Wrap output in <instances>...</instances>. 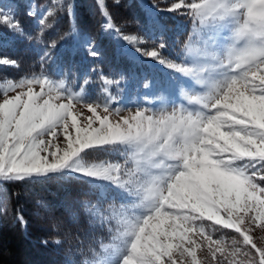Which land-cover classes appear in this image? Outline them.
Here are the masks:
<instances>
[{
    "label": "snow or ice",
    "instance_id": "snow-or-ice-1",
    "mask_svg": "<svg viewBox=\"0 0 264 264\" xmlns=\"http://www.w3.org/2000/svg\"><path fill=\"white\" fill-rule=\"evenodd\" d=\"M97 5L102 29L120 38L105 0ZM61 7L62 0H52L33 37L13 5L0 4V29L43 43ZM67 10L74 16V5ZM161 12L188 17L193 28L179 62L164 57L163 40L136 49L174 74L158 110L121 115L112 106L118 101L112 86L120 80L102 68L92 70L101 85L96 97L86 91L88 79L79 85L54 79L44 67L49 51L39 57V73L0 81V181L74 180L100 190L97 204L86 209L108 238L90 246L81 264H264V243L254 235L264 233V0L152 4L153 31L162 32ZM27 15L37 16L34 5ZM81 39L87 55L99 59L95 39ZM0 66L19 65L0 57ZM95 153L119 154L123 162L91 161ZM17 220L26 225L22 215Z\"/></svg>",
    "mask_w": 264,
    "mask_h": 264
},
{
    "label": "trees",
    "instance_id": "trees-1",
    "mask_svg": "<svg viewBox=\"0 0 264 264\" xmlns=\"http://www.w3.org/2000/svg\"><path fill=\"white\" fill-rule=\"evenodd\" d=\"M11 1L24 31L37 36L39 28L35 18L27 15L29 4L40 6L48 0ZM147 2L154 4L152 0ZM105 3L122 36L135 34L152 47L163 40L167 44L164 50L167 53L174 49L172 45L185 38V32L172 28L180 21L175 22L176 19L167 12L157 14L163 26L162 32L160 29L153 31L154 24L147 22L145 9L139 0H119V3L105 0ZM68 4L74 5V16L68 14ZM103 19L97 0H63L61 9L56 11L55 19L51 21L52 27L45 30L41 37L43 43L14 36L8 43L0 44V56L15 59L19 65L0 66V81L39 73V57L44 51L51 50L49 45L53 40L57 41L56 48L61 50L58 64H75V70H80V82L85 79L90 84L99 81L98 73L92 71L94 68H102L106 75L117 80L130 71L132 61L124 54L115 53L116 43L111 31L101 32ZM73 28L76 29L77 40H74ZM65 33L69 35L61 40ZM84 34L95 39L97 50L101 53L99 59L85 52L79 39ZM139 61L136 58L134 63L139 64ZM44 67L47 71V61ZM107 154L95 153L89 159H106ZM100 198L98 189H90L74 180L42 183L0 181V264H68L72 259L80 262L88 248L97 246L107 235L106 230L97 227L86 209V204L97 203ZM17 215L23 216L26 225L17 220ZM44 240L48 243H42ZM56 240L60 243H53Z\"/></svg>",
    "mask_w": 264,
    "mask_h": 264
},
{
    "label": "rangeland",
    "instance_id": "rangeland-1",
    "mask_svg": "<svg viewBox=\"0 0 264 264\" xmlns=\"http://www.w3.org/2000/svg\"><path fill=\"white\" fill-rule=\"evenodd\" d=\"M139 1L146 10V14H147V18L149 22H152L153 20L149 18V14H148L149 7L146 3L147 0H139ZM152 2L154 4L160 5V7H167L168 4L172 2V0H152ZM7 3L12 4V1L11 0H0V4H7ZM33 5L36 7V10H37V16L34 18H35V24L36 26H38L37 19L40 17V15L43 12L47 11L49 6H52V0H48V2L40 6H37L36 4H33V3L29 4V8ZM167 14L171 18L176 19L175 22L180 21L179 23H175L172 28H175V29L179 28L182 32H185V36H184L185 38L183 39L182 42L177 41L178 44L182 46V48L179 49L176 53H173L172 55V54H168L167 52H164L163 55L165 58L169 60H172L170 58H174V59H177L176 62H179L178 57H180L182 54L183 45L187 41L188 39L187 37L192 31L193 24H192V21L188 17L180 16L176 13L170 14L167 12ZM181 24H186V25H181ZM177 25L178 27H175ZM101 31L103 33L107 32L103 30L102 27H101ZM72 34L74 36V40H77L78 37L76 36V33L72 32ZM128 35H135V34H128ZM137 37L141 38L139 36ZM13 38H14V35L11 32H9L7 29H0V44H3V43L6 44ZM79 39L82 42V39L81 38ZM119 41H120L119 43L120 48L117 51L123 52V54H126V56L129 57V59L132 61L131 63L132 65L129 67L130 71L118 77L117 80H120L119 86L118 87L115 85L112 86L113 95H116L118 97V101L114 102L112 106L121 108L122 110L121 115H127L129 111L134 112L137 109V107H140V108L148 107V108H153L154 110H158L160 107L163 106L161 104L160 99H158V97H165V98L167 97V93L171 89V81L166 82L167 79L163 75L164 74V72H162L163 70H160L159 68H154V67H160L164 69H167V68L164 65H161L160 63H158L157 61L143 56L141 52H138L136 50L137 48H140L143 50H150L152 46L148 44V42L147 43L142 42V43L133 45L125 41L122 38V36L119 38ZM47 51H49L50 56H51V59L47 61L48 62L47 72L49 74H52L54 79H58V80L67 79L69 81H75L77 85L83 84V81L80 82V78H79L80 70H78V72L77 70H75V64H73V66H69L68 64H58V60H59L58 54L61 53L60 49L55 48V49H51ZM136 58L140 60L139 64L134 63ZM58 68L60 69L59 72H57ZM155 72L157 75L153 74ZM157 76H159V78L155 79V77ZM121 77H123V79H121ZM91 83L92 84L89 83L86 86V91L90 96L96 97L98 92L100 91V87H101L100 81H96V83L92 81ZM145 84H148L149 87L145 88ZM37 89H38V86H37ZM75 90L79 91V87H76ZM146 98L149 102H146ZM176 103H179V100H177ZM171 107L172 105L169 104L168 105L169 110L171 109ZM85 114L90 115V113H87L86 110H85ZM114 118H117V117L114 116ZM112 154H115V153H112ZM90 160L95 161V162H100V161H105V160L109 162H120V163L123 162L119 154H116L115 157L112 156L111 154L109 155L107 154L106 159H99V160L90 159ZM98 194L100 195V190H98ZM107 199L108 200H106L107 202L105 203V206L107 203L112 202L110 196L107 197ZM93 204H97V203H93ZM87 212L91 216V213L88 210ZM215 235L219 237L220 235H222V233L217 232L215 233ZM223 235L230 238L232 235H235V233H232L230 230H224ZM254 235L257 239V243H264V233H261L260 230L257 229ZM107 238H108V234L106 235L105 241H107ZM198 255L203 256L205 255V253H198ZM81 261L76 262V260L72 259L71 261H68V264H81Z\"/></svg>",
    "mask_w": 264,
    "mask_h": 264
}]
</instances>
